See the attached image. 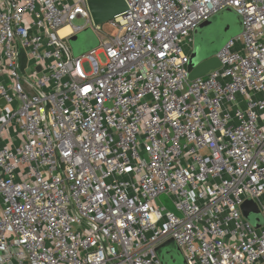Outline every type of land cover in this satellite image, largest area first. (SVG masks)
I'll use <instances>...</instances> for the list:
<instances>
[{"label": "built area", "instance_id": "obj_1", "mask_svg": "<svg viewBox=\"0 0 264 264\" xmlns=\"http://www.w3.org/2000/svg\"><path fill=\"white\" fill-rule=\"evenodd\" d=\"M88 1L0 0V264H162L168 240L185 264H264V0H124L101 24ZM226 8L241 32L188 79Z\"/></svg>", "mask_w": 264, "mask_h": 264}, {"label": "water", "instance_id": "obj_2", "mask_svg": "<svg viewBox=\"0 0 264 264\" xmlns=\"http://www.w3.org/2000/svg\"><path fill=\"white\" fill-rule=\"evenodd\" d=\"M88 8L94 23L101 24L110 20L113 16L123 12L126 8V5L124 0H89ZM225 13L232 14L233 20L225 16ZM213 24H218L217 27L223 30V33H225V35L223 36L221 43L217 44L215 47L204 48L205 50H203V42L207 39L212 38L216 34V32L211 30ZM241 30V19L230 8L221 10L206 21L199 24L194 29V48L188 62V79L192 80L194 78L204 76L209 70L218 68L220 66V63L218 59L212 54L217 53V51L230 39V36L239 34ZM77 38L78 34H74L68 38V42L72 44V42L76 41ZM96 45L97 43L92 47ZM84 52L85 51L74 54L78 55L83 54ZM3 104L4 100L0 99V106L2 107ZM241 211L243 216L254 227H259L262 224L261 214L256 204L252 200H245L241 205ZM156 253L160 258L162 264L175 263L177 255H181L173 240H168L157 247ZM182 261L183 264H185L183 257Z\"/></svg>", "mask_w": 264, "mask_h": 264}, {"label": "rangeland", "instance_id": "obj_3", "mask_svg": "<svg viewBox=\"0 0 264 264\" xmlns=\"http://www.w3.org/2000/svg\"><path fill=\"white\" fill-rule=\"evenodd\" d=\"M225 16H227L229 19L233 20V15L230 13H225ZM86 22V20L82 17H77L72 21L73 25H84ZM218 24H213L211 30L216 32V34L210 38L207 39L203 42L202 44V49L205 50L204 48H211V47H215L217 44L221 43V40L223 38V36L225 35V33H223V30L219 29ZM107 29V32H112V30L109 27H105ZM78 38L76 41L72 42V44H70L72 52L73 53H81L83 51H86L88 48L92 47L93 45H95L96 43H98V38L95 35V33L90 29V28H86L84 30L79 31L78 33ZM193 48H194V42H193ZM188 53L190 52V49L186 50ZM98 58L102 61L103 60V55L99 54ZM83 68L88 71L90 70L89 64L88 63H83ZM165 197L161 195L160 197V202L161 203H165ZM169 206V205H168ZM171 264H183L182 261V257L181 255L178 256L177 255V259L175 263H171Z\"/></svg>", "mask_w": 264, "mask_h": 264}, {"label": "bare ground", "instance_id": "obj_4", "mask_svg": "<svg viewBox=\"0 0 264 264\" xmlns=\"http://www.w3.org/2000/svg\"><path fill=\"white\" fill-rule=\"evenodd\" d=\"M67 30H68V27H65V28H63V29L60 30V33H64Z\"/></svg>", "mask_w": 264, "mask_h": 264}, {"label": "crops", "instance_id": "obj_5", "mask_svg": "<svg viewBox=\"0 0 264 264\" xmlns=\"http://www.w3.org/2000/svg\"><path fill=\"white\" fill-rule=\"evenodd\" d=\"M235 35H237V34H234L233 36H230V38L231 37H234ZM193 39H194V33H193ZM216 53H214V54H212L213 56L215 55Z\"/></svg>", "mask_w": 264, "mask_h": 264}]
</instances>
